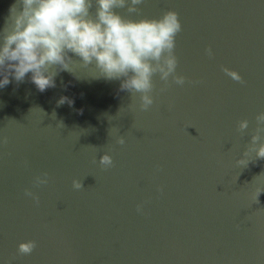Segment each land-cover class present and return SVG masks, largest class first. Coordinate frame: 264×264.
Segmentation results:
<instances>
[{
    "label": "water",
    "instance_id": "1",
    "mask_svg": "<svg viewBox=\"0 0 264 264\" xmlns=\"http://www.w3.org/2000/svg\"><path fill=\"white\" fill-rule=\"evenodd\" d=\"M12 3L0 0V28ZM165 11L182 25L177 74L199 83L161 93L155 77L149 111L79 63L43 93L30 74L0 89V264H264V160L235 163L264 111V0H146L130 18ZM27 240L37 247L21 256Z\"/></svg>",
    "mask_w": 264,
    "mask_h": 264
},
{
    "label": "clouds",
    "instance_id": "2",
    "mask_svg": "<svg viewBox=\"0 0 264 264\" xmlns=\"http://www.w3.org/2000/svg\"><path fill=\"white\" fill-rule=\"evenodd\" d=\"M145 2L13 0L0 28V89L12 81L17 85L23 83L30 74V83L43 93L56 87L55 78L59 72L73 73L71 65L79 63L84 68L95 69L96 79L120 81L119 91L129 93L131 100L138 96L139 107L146 112L155 103V77L163 83L159 89L161 93L172 84L183 87L186 83H199L177 74L176 37L182 31L178 13L165 11L159 18L131 19L132 15H140ZM119 10L126 15H121ZM205 52L213 56L210 47ZM73 56L78 61L73 60ZM221 70L233 81L246 83L236 71ZM65 103L71 105L73 101L60 97L57 106ZM254 119L250 141L241 158L235 161L240 169L247 168L250 162L264 160V111ZM248 129L247 119L238 122L236 130L241 136ZM116 142L122 146L125 139L121 136ZM0 143L7 144V138ZM99 165L107 170L114 167V161L105 153ZM47 183V173L33 181L35 187ZM72 187L77 191L84 189L82 179H74ZM262 192L264 189H257L255 204L259 203ZM24 195L39 205V197L33 191L26 189ZM142 208L137 205V212H142ZM36 247L35 240H27L18 244L17 253L30 255Z\"/></svg>",
    "mask_w": 264,
    "mask_h": 264
}]
</instances>
